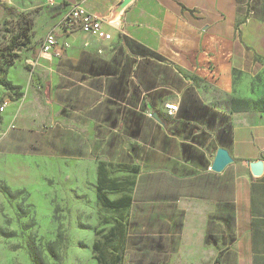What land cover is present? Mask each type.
Here are the masks:
<instances>
[{"label": "crops", "instance_id": "crops-1", "mask_svg": "<svg viewBox=\"0 0 264 264\" xmlns=\"http://www.w3.org/2000/svg\"><path fill=\"white\" fill-rule=\"evenodd\" d=\"M76 5L104 21L112 40L64 29ZM6 19L28 43L6 75L22 97L0 85V104L8 102L0 153L90 160L88 130L108 128L135 145L128 154L141 175L185 171L182 192L157 213L168 248L154 249L148 264H264V110L240 108L264 102V0H0V26ZM49 33L58 46L42 57ZM191 87L230 117L232 144L224 149L234 163L220 174L208 170L222 148L216 134L205 131L204 144L193 145L176 132L187 124L179 108L174 116L165 110V100L179 107ZM155 113L164 126L149 116ZM184 144L203 159H186ZM258 161L263 173L255 177L248 163Z\"/></svg>", "mask_w": 264, "mask_h": 264}, {"label": "rangeland", "instance_id": "rangeland-1", "mask_svg": "<svg viewBox=\"0 0 264 264\" xmlns=\"http://www.w3.org/2000/svg\"><path fill=\"white\" fill-rule=\"evenodd\" d=\"M25 34L14 20H4L0 56L18 58L27 49L22 46L28 43ZM248 107L264 109V104L249 101ZM86 131L80 128L83 135ZM4 133L0 129V136ZM92 134L95 151L90 160L65 158L58 152L47 156L0 153V264H99L96 242L109 256V264L120 253L121 264H148L154 249L167 250L168 226L157 213L165 215L168 209L163 203L182 192L185 184L178 176L185 171L180 169L177 177L151 176L144 169L141 175L128 154H136L135 145L124 143L108 128L94 127L88 130L89 137ZM164 143L174 149L171 142ZM199 153L192 152V158L199 161ZM100 164L111 188L108 197H131L129 207L110 210L98 202ZM112 231L115 237L107 238ZM176 244L171 239L169 247Z\"/></svg>", "mask_w": 264, "mask_h": 264}, {"label": "trees", "instance_id": "trees-1", "mask_svg": "<svg viewBox=\"0 0 264 264\" xmlns=\"http://www.w3.org/2000/svg\"><path fill=\"white\" fill-rule=\"evenodd\" d=\"M27 36V34H25ZM17 55H14L10 58L6 56H0V85L7 89L10 93L13 94L14 100H18L22 97V88L20 86H15L9 82L6 78L8 70L15 64V58ZM262 104H264L263 101ZM261 104V103H260ZM242 106L245 108L241 109H250L248 107V102H243ZM240 109L239 107H237ZM254 109H259L252 107ZM264 110V109H260ZM178 118L182 121H187V124L184 125L180 130L183 136L190 140L193 145L199 146L204 144L207 139V132H214L216 134L218 145L222 148H228L232 144V125L230 123V117L226 113H221L213 108L205 105L202 100L198 97L194 88H188L183 96L179 106ZM172 124V121L166 122V127ZM200 129H203L202 132H199ZM191 144L182 145V151L186 159L192 158L191 153H198V150ZM203 159V155L200 156V160ZM104 165H99L98 177H97V200L105 209L110 210H121L130 206L132 203L131 197L125 196L117 200H111L108 197L107 191L111 190L108 181V178L105 174ZM113 189H117L114 187ZM110 236L115 237V233L110 232L107 238ZM212 238L207 237L206 242L211 243ZM214 242H216L214 240ZM212 242V243H214ZM95 252L98 254L97 260L99 264H109V256L101 249L100 243L96 242L94 245ZM122 254L116 255L113 259V264H121Z\"/></svg>", "mask_w": 264, "mask_h": 264}, {"label": "built area", "instance_id": "built-area-1", "mask_svg": "<svg viewBox=\"0 0 264 264\" xmlns=\"http://www.w3.org/2000/svg\"><path fill=\"white\" fill-rule=\"evenodd\" d=\"M63 28L66 30L79 29L81 32L91 35L100 41L107 42L112 40V35L110 32L104 29V21L89 14L80 5H76L67 14L63 21ZM58 46V41L54 33H49L44 41L41 56L49 57L54 53ZM8 107V102H3L0 104V116L6 111ZM178 105L174 103H168L165 105V110L169 116H174L178 112ZM152 117V115H149ZM211 171V168H208Z\"/></svg>", "mask_w": 264, "mask_h": 264}, {"label": "water", "instance_id": "water-1", "mask_svg": "<svg viewBox=\"0 0 264 264\" xmlns=\"http://www.w3.org/2000/svg\"><path fill=\"white\" fill-rule=\"evenodd\" d=\"M26 48V46H23ZM153 119L156 120L160 125L164 126L158 115L155 113L152 115ZM234 160L230 156L229 152L224 148H219L215 154L214 160L211 165V171L217 174H220L225 171V169L232 165ZM248 167H250L253 176L258 177L263 173V162H253L248 163Z\"/></svg>", "mask_w": 264, "mask_h": 264}]
</instances>
